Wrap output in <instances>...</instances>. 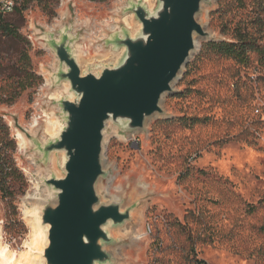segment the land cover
Listing matches in <instances>:
<instances>
[{
  "label": "rangeland",
  "instance_id": "1",
  "mask_svg": "<svg viewBox=\"0 0 264 264\" xmlns=\"http://www.w3.org/2000/svg\"><path fill=\"white\" fill-rule=\"evenodd\" d=\"M129 1L58 0L49 13L32 0L23 14L3 17L24 38L0 31V86L8 89L3 97L9 99L0 102V116L16 139V160L26 178L17 198L19 215L0 204L1 248L14 262L22 264L23 255H33L30 196L42 188L53 193L41 180L63 175V152L45 157L36 149L58 134L61 128L52 135L56 128L49 129L48 122H62L56 101L70 95L67 81L54 83L59 62L46 42L48 33L58 37L64 27L72 29L82 71L117 63L124 48L106 44V39L123 28L135 36L141 28L134 13L126 11ZM142 2L151 13L158 7V0ZM129 13L132 28L124 24ZM197 20L209 36L195 35L197 47L188 63L203 43L231 39L236 27L254 36L262 52H250L246 64L217 55L200 58L185 77L182 69L172 91L161 99L163 112L148 117L143 128L130 130L125 121L106 123L105 174L96 191L101 203L131 208L130 219L108 226V264H199V259L205 264H264V9L258 0H209L202 3ZM29 31L35 32L34 45L27 42ZM23 50L41 81L30 77L31 85L18 88L10 99ZM43 82L51 87L39 111L32 102ZM39 116V123H33ZM181 117L202 120L189 125Z\"/></svg>",
  "mask_w": 264,
  "mask_h": 264
},
{
  "label": "water",
  "instance_id": "2",
  "mask_svg": "<svg viewBox=\"0 0 264 264\" xmlns=\"http://www.w3.org/2000/svg\"><path fill=\"white\" fill-rule=\"evenodd\" d=\"M209 0H158L155 12L142 0H131L126 11L141 24L132 36L123 28L105 41L123 47L117 63L89 66L82 71L75 42L78 36L64 27L59 36L48 33L49 48L59 66L52 74L55 85L69 83L70 95L56 102L62 117L58 134L36 148L45 157L61 151L63 175L41 181L52 190L53 200L42 209L47 225L44 264H108L106 245L112 242L108 226L130 219L131 208L101 203L96 184L105 174L102 162L104 130L108 121L126 122L130 130L144 127L148 117L162 113L160 102L172 91L196 49L197 34L208 37L197 20L203 2Z\"/></svg>",
  "mask_w": 264,
  "mask_h": 264
},
{
  "label": "trees",
  "instance_id": "3",
  "mask_svg": "<svg viewBox=\"0 0 264 264\" xmlns=\"http://www.w3.org/2000/svg\"><path fill=\"white\" fill-rule=\"evenodd\" d=\"M32 0H14L15 7L11 12H17L23 14L28 8V4ZM43 6L44 10L49 13L53 12V4L58 0H36ZM260 1V5L264 9V0ZM10 14V13H9ZM4 17V16H3ZM0 18V31L3 35H6L12 39L22 41L24 38L18 32V28L11 22ZM236 33H234L231 39L223 40H210L202 44L196 59L194 62L187 63L183 77L191 72L196 66V61L200 58L207 57L209 55H217L225 58L233 59L238 64H246L249 61V55L252 51L262 52V48L257 43L254 36L249 34L245 29L236 27ZM27 40V39H26ZM28 43H30L27 40ZM31 44V43H30ZM22 59V60H21ZM21 62L18 66V80L14 85L13 91L9 92V98L14 99L20 91L26 89L32 82H28L30 77H35L41 81L40 77L31 71L30 57L26 50L21 52ZM182 77V78H183ZM4 91V92H3ZM8 89L0 86V102L9 100L4 99L3 94H7ZM202 119L197 117H181L180 121L184 124L192 125ZM17 155V143L10 131L9 125L4 118L0 116V204H3L4 208L14 216H18L17 210V198L23 193L26 186V178L16 160ZM8 213V214H9ZM264 228V224L262 226ZM191 251L194 252L192 248ZM199 264H205V261L199 259Z\"/></svg>",
  "mask_w": 264,
  "mask_h": 264
},
{
  "label": "bare ground",
  "instance_id": "4",
  "mask_svg": "<svg viewBox=\"0 0 264 264\" xmlns=\"http://www.w3.org/2000/svg\"><path fill=\"white\" fill-rule=\"evenodd\" d=\"M143 1H146V0H143ZM132 15H133L132 13H129L124 18V24L128 28H132V24L129 20L133 17ZM77 55L79 57V53ZM64 84L66 85L65 88H67L68 84L67 83H64ZM61 123L62 122L60 121H56V122L51 121L50 123L48 122L49 129H53L54 127L56 128L52 135H54L56 131L62 127L63 124ZM116 134H118L123 139L126 137L125 132L116 131ZM16 135H17V138L20 139L21 143L25 141L24 136L20 131H18ZM30 198H31V206L27 213V220L30 226V232H31V245L30 246L31 248H33V255H30V254L28 255V253L27 255L25 254V256L23 255L22 257L24 258V263L22 264H39V263L44 264L42 260V252H43V248L47 244L48 226L43 225L41 223V215H42V209L44 205L53 200V195L52 193L46 192L45 188L44 189L42 188L40 191L38 190L35 191L30 196ZM1 247L2 246H1V233H0V264H21L20 262H14L16 259L9 257L10 253H7L6 251H4L5 248L2 249Z\"/></svg>",
  "mask_w": 264,
  "mask_h": 264
},
{
  "label": "built area",
  "instance_id": "5",
  "mask_svg": "<svg viewBox=\"0 0 264 264\" xmlns=\"http://www.w3.org/2000/svg\"><path fill=\"white\" fill-rule=\"evenodd\" d=\"M15 7V2L14 0H0V18L5 16L6 14L11 13L14 10ZM36 25H39V22L35 23ZM28 41L31 43V45H34V40H35V32L34 31H29L28 34L26 35ZM105 38V37H104ZM104 38L102 39L101 42V47L104 45ZM51 87V84L48 82H43L40 83L37 88L35 89V97L33 98L32 106L34 109L41 111L42 105L44 104V98L46 96V92L48 89ZM39 117L34 118L33 123L38 124Z\"/></svg>",
  "mask_w": 264,
  "mask_h": 264
}]
</instances>
